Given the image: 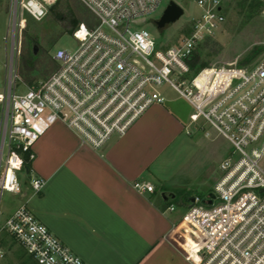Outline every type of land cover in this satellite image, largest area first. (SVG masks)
<instances>
[{"label": "built area", "instance_id": "obj_1", "mask_svg": "<svg viewBox=\"0 0 264 264\" xmlns=\"http://www.w3.org/2000/svg\"><path fill=\"white\" fill-rule=\"evenodd\" d=\"M57 1L10 0L12 45L26 15L40 21ZM79 1L92 17L74 28L76 48L56 49L55 71L22 91L12 60L8 92L0 93V257L2 240L9 236L37 264H88L27 202L9 211L5 197L23 194L19 173L54 124H64L82 144L99 149L163 103V89L169 87L192 107L187 134L209 138L212 130L232 147L219 164L213 190L189 199L175 226L186 229L177 233L184 237H177L178 244L192 264H264V55L253 65H193L197 48L225 23V0H189L199 13L171 45L158 42L139 22L164 0ZM170 1L181 6L177 0L167 5ZM45 184L42 176L30 179L34 194ZM133 187L141 193L156 190L146 180Z\"/></svg>", "mask_w": 264, "mask_h": 264}, {"label": "crops", "instance_id": "obj_2", "mask_svg": "<svg viewBox=\"0 0 264 264\" xmlns=\"http://www.w3.org/2000/svg\"><path fill=\"white\" fill-rule=\"evenodd\" d=\"M188 104L167 97L99 149L54 124L34 145L35 158L24 170L46 179L43 190L11 194L16 203L9 211L27 202L88 264H192L177 241L181 220L174 223L166 210L178 195L183 202L186 193L187 204L192 196L172 165L180 147L196 138L186 133ZM137 180L156 190L137 191Z\"/></svg>", "mask_w": 264, "mask_h": 264}, {"label": "rangeland", "instance_id": "obj_3", "mask_svg": "<svg viewBox=\"0 0 264 264\" xmlns=\"http://www.w3.org/2000/svg\"><path fill=\"white\" fill-rule=\"evenodd\" d=\"M168 1L164 0L157 11L142 17L139 22L140 26L149 30L158 42L171 45L178 42L181 38V27L188 26L189 20L199 13V8L192 1L177 0L184 9L183 15L174 23L158 29L154 20L161 16ZM258 1L264 0H225V23L216 36L206 39L197 48V63L206 66L229 64L242 66L253 65L261 59L264 55V6L257 7ZM9 7L10 0H0V93L8 92L12 60L14 61L12 67L18 77L17 82L22 84L19 88L21 91L26 86L50 76L57 67L53 59L56 49L73 51L77 46L71 35L74 28L80 22H88L92 17L79 0H59L40 21L26 15L16 30V42L12 45L13 32L10 27ZM33 45L37 46L36 54ZM163 92L166 98L179 100L187 105V102L179 98L171 88L164 87ZM211 132L209 138L197 132L194 135L196 138L187 146L180 147L172 160L173 168L179 173L177 177L184 180L189 190L187 192L192 196L204 197L213 190L220 173L219 164L232 150L229 142L214 131ZM19 176L23 191L29 189L31 176L24 170ZM176 198L173 203L175 210H167V216L174 223L182 219L187 206V201L182 202L180 195ZM15 203L16 199L7 194L5 208L9 210ZM180 230L185 232L186 229L182 226L177 233H180ZM177 237L184 241L183 236ZM2 250L1 264L35 263L9 236L2 240Z\"/></svg>", "mask_w": 264, "mask_h": 264}, {"label": "water", "instance_id": "obj_4", "mask_svg": "<svg viewBox=\"0 0 264 264\" xmlns=\"http://www.w3.org/2000/svg\"><path fill=\"white\" fill-rule=\"evenodd\" d=\"M184 13V9L174 1H170V3L165 7L161 16L158 19H155L154 22L158 29L165 28L166 26L170 25L177 21ZM33 51L36 54L37 46L33 45ZM210 196L213 197L211 193ZM211 201H209L210 203Z\"/></svg>", "mask_w": 264, "mask_h": 264}, {"label": "trees", "instance_id": "obj_5", "mask_svg": "<svg viewBox=\"0 0 264 264\" xmlns=\"http://www.w3.org/2000/svg\"><path fill=\"white\" fill-rule=\"evenodd\" d=\"M262 5L264 6V1H263V2H262V1H261V2L258 1L257 4H256L257 7H260V6H262ZM75 25H76V24H75ZM197 61H198V58L196 57V58H195V61H194V64H193L194 66H199V67H204V66H206V65H204V64L201 65V64L197 63ZM198 64H199V65H198ZM30 162H31V161H29V160H26V161H25V168L30 169ZM187 194H188V193H187ZM175 199H177V198L175 197L172 201H175ZM187 199H188V195L186 196V194H185V195H184V200H187Z\"/></svg>", "mask_w": 264, "mask_h": 264}]
</instances>
